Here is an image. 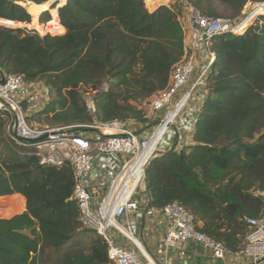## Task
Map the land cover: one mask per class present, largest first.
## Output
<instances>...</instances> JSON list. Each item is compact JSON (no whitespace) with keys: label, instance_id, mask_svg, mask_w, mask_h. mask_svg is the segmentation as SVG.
Masks as SVG:
<instances>
[{"label":"trees","instance_id":"1","mask_svg":"<svg viewBox=\"0 0 264 264\" xmlns=\"http://www.w3.org/2000/svg\"><path fill=\"white\" fill-rule=\"evenodd\" d=\"M0 0V71L41 84L49 103L30 124L44 128L89 124L86 91L96 99L101 122L144 124L143 103L164 90L184 50L176 15L168 6L149 12L146 0ZM208 17L238 18L247 0H188ZM165 0H151L156 7ZM50 11L66 33L41 37L21 28ZM60 17V18H59ZM242 34L211 40L216 60L193 132L194 145L155 158L147 168L150 206L178 203L195 217L196 228L228 250H240L248 220L264 213V17ZM6 120L0 113V146ZM1 148V147H0ZM0 152V198L22 195L26 211L0 216V264H45V248L64 251L55 264H111L97 234L88 248L72 249L81 233L68 166H42L25 150ZM90 232V231H88ZM92 233V232H91ZM71 248V249H70Z\"/></svg>","mask_w":264,"mask_h":264},{"label":"built area","instance_id":"2","mask_svg":"<svg viewBox=\"0 0 264 264\" xmlns=\"http://www.w3.org/2000/svg\"><path fill=\"white\" fill-rule=\"evenodd\" d=\"M15 1L18 4L21 2ZM150 1L146 0L149 12L165 6L161 4L152 10L148 5ZM182 1L189 14L191 42L185 48L181 61L172 68L167 87L143 103L144 109L148 111L147 119L155 114H163L158 126L149 136L143 137L134 128L136 122L133 120L101 122L98 119L96 99L107 91V86L99 91H86L84 94L85 105L92 118L89 124L41 128L27 121L24 101L21 98L22 92L30 85H27L22 75L0 73V113L6 120L5 129L10 133L11 139L27 155L35 156L42 166L70 167L74 177L73 199L79 209L81 229L95 233L105 241L111 264H162L145 249L131 223L121 222L130 213L138 212L142 213V218L149 224L164 222L165 258H169L171 252H176L183 245L193 242L201 245L216 260H229V264H264V213L259 219L248 220L250 230L245 244L234 252L228 250L222 242L199 231L194 215L182 205L172 203L161 209L150 206L146 172L148 164L145 166V174L131 195L125 198L121 193L133 179L131 170L136 166L137 157L149 147L158 130L168 123V116L174 114L159 144L171 129L179 128L178 120L187 110L194 92L202 86L205 90L207 75L216 60L211 49V40L215 36L228 33L242 34L249 27L257 24L261 26L263 23L261 19L264 17V0H247L240 17L235 19L205 16L188 0ZM55 9L59 15V9ZM42 15L39 25L32 27L34 33L41 37L64 35L65 28L60 19L58 26L61 28H58L51 25L56 23L51 12L46 23L41 22ZM198 54L206 60L205 67L192 87L176 100L181 90L188 86L196 74ZM34 96L42 105L49 103L47 90L44 96L38 93ZM158 146L151 158L159 151ZM108 156L119 158L121 163L117 167L111 166L109 162L103 163L102 173L108 177V183L105 185V194L98 198L92 189V173L99 161ZM140 193L145 198L137 201L136 196ZM121 238H125L122 244Z\"/></svg>","mask_w":264,"mask_h":264},{"label":"crops","instance_id":"3","mask_svg":"<svg viewBox=\"0 0 264 264\" xmlns=\"http://www.w3.org/2000/svg\"><path fill=\"white\" fill-rule=\"evenodd\" d=\"M191 38L187 40L186 48L190 46ZM206 64V60L201 54L197 55V63H196V74L191 80V82L186 86L183 90H181L180 94L176 97L178 100L185 92H187L192 85L195 83V80L199 73L204 69ZM195 78V79H194ZM204 87H200L197 89L188 104L187 110L181 114L179 118V123L177 129H171L165 139L161 142L159 151L162 154L170 152V151H180L183 148L190 147L194 145L193 143V132L196 127L198 121V114L200 112L201 105L204 101L205 90ZM46 88L41 84H32L26 88L21 94V98L24 101V104L27 105L28 109L26 111L27 116H30L33 113L40 110L43 106L38 100L35 98V94L43 95L46 93ZM134 128L139 130L140 134L143 137H147L150 135L151 129H147L145 124L136 123ZM110 163L111 166H119L121 161L119 158L114 157H104L99 161L98 166H96L95 170L92 173V178L94 181L93 191L97 193L98 198L103 196L107 190V181L108 177H105L103 172L104 165L103 163ZM106 185V186H105ZM2 198L12 199V204L10 206L11 210L19 209L17 213L12 215H3L0 213L1 218L10 219L16 215L23 214L26 211V199L19 194L13 196H6ZM97 198V199H98ZM144 194H138L136 196V200H144ZM10 212L7 210V213ZM122 223L129 222L133 226V229L145 247V249L152 254L160 263L162 264H229V260L221 261L214 259L209 252L203 249V247L199 244L190 242L183 245L176 252H171V256L169 258H165V250L163 245V240L165 236V224L162 222L161 224H149L147 221L142 218V213H130L129 216L121 219ZM82 233V230L80 231ZM81 233L75 239L78 241L80 239ZM125 238L120 239V243H124ZM72 249H80L73 245L70 246ZM70 248V249H71ZM65 251V250H64ZM142 256V254H141Z\"/></svg>","mask_w":264,"mask_h":264},{"label":"rangeland","instance_id":"4","mask_svg":"<svg viewBox=\"0 0 264 264\" xmlns=\"http://www.w3.org/2000/svg\"><path fill=\"white\" fill-rule=\"evenodd\" d=\"M66 0H58L59 5H64L66 2H63ZM23 3H25L24 1L20 2V6L25 8L23 6ZM149 7L154 10V6L150 5V3L148 2ZM165 6H168L169 8L172 9V11L174 12V14L176 15V20L179 23L180 27H181V34H182V38H181V43H182V47L183 50H185L187 45V40L189 39L190 36V19H189V14L187 9L184 8V4L182 0H165L164 4ZM26 9V8H25ZM32 21H33V17H32ZM31 21L30 24H22L21 27H7V28H11V29H17V28H21L23 30H28V31H33L32 27H29L33 22ZM2 26V25H0ZM5 27V26H2ZM6 28V27H5ZM66 33V30H64V33ZM195 79V78H194ZM186 93V92H185ZM184 95V94H183ZM24 109L25 111H27L28 107L26 104H24ZM144 111L147 114V110L144 109ZM38 112V111H37ZM34 113L32 112V114L30 116H32ZM163 117V114H155L154 116H152V118L147 119V122H145L144 124L146 125L147 129H151V132H153L156 127L158 126L159 121L161 120V118ZM138 123V122H136ZM135 123V124H136ZM178 126V125H177ZM8 145L10 148H12L15 151H19L22 150L21 148H19L11 139L10 137V133L7 131V129L4 130V134H3V141L1 142V148L4 145ZM160 147V144L158 146V148ZM0 148V152H3V149ZM12 204V199L9 198H0V213L3 215H12L14 213H17L19 211V209H15V210H11L10 206ZM10 212L7 213V210ZM93 235H95L94 233L88 232L86 230H82L80 239H78V241H74L71 243V245H73L77 248L80 249H86L89 247L91 240L93 238ZM64 254V251H54L53 249L50 248H45L44 250V260H45V264H55L60 257Z\"/></svg>","mask_w":264,"mask_h":264},{"label":"bare ground","instance_id":"5","mask_svg":"<svg viewBox=\"0 0 264 264\" xmlns=\"http://www.w3.org/2000/svg\"><path fill=\"white\" fill-rule=\"evenodd\" d=\"M174 117V114L168 116L167 122H171ZM167 123V124H168ZM167 124L163 125L157 132L155 138L151 141L149 147L145 150L144 153L140 154L137 157L136 166L132 167V174L133 179L127 183V187L122 189L121 193L122 196L129 197L131 193L134 191L135 187L137 186L138 182L141 180L142 176L145 174V166L148 164L149 159L151 158L152 154L155 150H157V146L159 141L161 140L165 130L167 129ZM124 198V199H125Z\"/></svg>","mask_w":264,"mask_h":264},{"label":"water","instance_id":"6","mask_svg":"<svg viewBox=\"0 0 264 264\" xmlns=\"http://www.w3.org/2000/svg\"><path fill=\"white\" fill-rule=\"evenodd\" d=\"M53 6H55L57 9H59V8L62 7L63 5H59L58 0H54L53 2H51V4H50V8L52 9ZM0 73H2V72L0 71ZM159 155H161L160 151H158V152L154 155V157L151 158V159L149 160L148 165H147V168H148L149 164H150L155 158H157ZM147 168H146V172H147Z\"/></svg>","mask_w":264,"mask_h":264}]
</instances>
